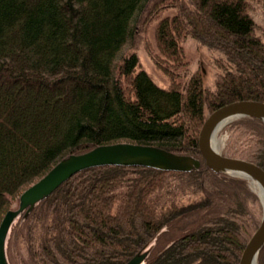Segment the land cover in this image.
I'll list each match as a JSON object with an SVG mask.
<instances>
[{
    "label": "trees",
    "instance_id": "trees-1",
    "mask_svg": "<svg viewBox=\"0 0 264 264\" xmlns=\"http://www.w3.org/2000/svg\"><path fill=\"white\" fill-rule=\"evenodd\" d=\"M260 3L0 0V220L57 161L100 144H152L200 160L187 171L102 164L75 172L11 223L10 264H124L146 249L141 264H239L260 198L247 178L205 163L198 133L206 109L264 101ZM153 21L167 87L136 52ZM187 36L217 54L212 88L185 64ZM227 128L222 154L264 169V122L242 116Z\"/></svg>",
    "mask_w": 264,
    "mask_h": 264
},
{
    "label": "water",
    "instance_id": "water-1",
    "mask_svg": "<svg viewBox=\"0 0 264 264\" xmlns=\"http://www.w3.org/2000/svg\"><path fill=\"white\" fill-rule=\"evenodd\" d=\"M261 6L264 13V0ZM242 116L256 117L264 122V101L240 99L223 104L209 112L198 133L199 149L205 163L211 169L255 180L264 192V169L260 165L245 158L222 154L212 142V136L221 123ZM102 164H138L167 170L187 171L198 167L200 160L156 145L129 141L100 144L87 151L67 155L22 190L18 196L17 206L8 209L2 216L0 220V264H10L6 255V236L11 223L20 212L25 210L24 214H27L34 204L49 195L75 172ZM260 198L263 205L260 223L246 242L239 264H256L260 249L264 245V199ZM146 254L147 249L142 250L124 264H141Z\"/></svg>",
    "mask_w": 264,
    "mask_h": 264
},
{
    "label": "rangeland",
    "instance_id": "rangeland-1",
    "mask_svg": "<svg viewBox=\"0 0 264 264\" xmlns=\"http://www.w3.org/2000/svg\"><path fill=\"white\" fill-rule=\"evenodd\" d=\"M252 2H257V1H252ZM260 2L262 3V0H260ZM261 3H260V7H257L255 10H253V14L259 23H264V14L262 11ZM255 4L257 5V3ZM172 12H173L172 9L167 11V13L169 14H172ZM155 26H156V21H153L149 25L147 30L142 35L143 37L140 43L136 47V52L139 58L140 66L143 69H145V71L158 85L162 87H167L170 83V78L167 76L168 74L163 72V69L160 68V65L162 67L166 64V62L164 58H159L161 53L155 41ZM179 46L182 51L183 57L185 58V64L188 66V69L190 71L200 72L202 75V80L204 85L212 88L215 84V76L217 73V68L215 67L213 61H214V57L217 56V54H215L213 51L209 50L206 46L200 44L196 39L190 36L181 39ZM154 55H156L158 59H156ZM157 62H159L160 65H158ZM180 78L182 79L183 77ZM205 114L206 116L209 114V111L207 109ZM231 120L224 122L218 128L215 134L218 144L217 150L221 153L227 143L228 132H229L227 125ZM16 205L17 202L13 201L11 208L16 207ZM260 208L262 215L263 205L261 198H260Z\"/></svg>",
    "mask_w": 264,
    "mask_h": 264
},
{
    "label": "bare ground",
    "instance_id": "bare-ground-1",
    "mask_svg": "<svg viewBox=\"0 0 264 264\" xmlns=\"http://www.w3.org/2000/svg\"><path fill=\"white\" fill-rule=\"evenodd\" d=\"M223 123H221L217 128H216V131L218 130V128L222 125ZM216 131L214 132L213 136H212V142H213V145L216 149H218V144H217V138L215 137V134H216ZM249 180V183L251 185V187L257 191V193L260 195V197H262V199H264V192L262 190V188L260 187V185H258V183L255 181V180H251V179H248Z\"/></svg>",
    "mask_w": 264,
    "mask_h": 264
}]
</instances>
